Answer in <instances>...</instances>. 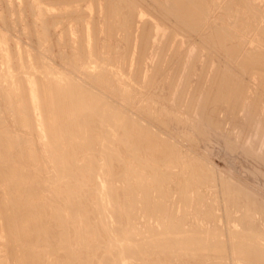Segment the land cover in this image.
Returning a JSON list of instances; mask_svg holds the SVG:
<instances>
[{"label": "bare ground", "instance_id": "obj_1", "mask_svg": "<svg viewBox=\"0 0 264 264\" xmlns=\"http://www.w3.org/2000/svg\"><path fill=\"white\" fill-rule=\"evenodd\" d=\"M46 1L47 0H45L44 2L46 3ZM52 1L57 2V0H52ZM58 1H59L58 3H60V0ZM63 1H62V3H64L63 5H66V6H67L66 3H69V1L72 2L70 4H73L74 2V5H75L76 3L75 0H68V2L67 0L66 2H63ZM95 1L98 2V4ZM95 1L94 2L96 4H93V5L99 6V4L103 0L102 1L95 0ZM115 1L116 0H107V2L105 3V5L107 6L106 8H105L104 3H103L104 5L103 8L98 7V13L100 14V17L98 18L99 20L101 19L100 20L101 24L96 25L98 23L97 22L98 19H95V21L97 22L95 24L93 20H92L93 23L92 21H89V20H84L85 23H81L82 25L80 27L81 35L79 34L80 41L79 40L77 41L80 44L78 43L79 46L75 50L76 52L82 55V58L78 59L76 54L74 53V55L72 56V59L70 60L71 61L70 63L73 64L74 66L66 67L68 68V71H61L62 69H60V67L62 66L60 67L57 66L59 67L60 69L59 70L58 68L55 67L56 64L55 65L50 64L49 61H47L48 60L46 56L47 53L43 51L45 53L43 54L42 52L38 50L39 48L37 49L39 52L36 51L38 53L36 56L34 53L35 60H32L34 62H30L28 60V56H26L27 54L25 55L26 53L25 51H27L26 49H24L25 47L23 48L22 46L24 51L22 48H21L22 50L16 49L20 47L19 45H22L21 43L20 44L18 43L19 47L17 46L16 43H15L16 44L15 46L12 44H11L12 46H10L9 43L8 44L6 43L9 40L7 39L8 38L7 36H9L10 34L9 35L6 34V36H4L5 34H0V68L2 70L0 72L1 73L0 93L4 96V99L6 98L8 102L13 106V108L17 110V113H18L17 116L19 117L18 119L16 117L15 118L17 119V122L19 121L20 126H21L20 128H22L25 132H27V134L30 133V138L29 136L28 138L22 137L25 134V132L21 133V131L19 134L20 135L23 134V135L20 137L24 139H21L20 137H15L16 135L14 136L12 134L13 131L10 132V130L8 129L9 127L5 126L6 123L3 120L4 119L6 120L7 117L4 118L3 116L2 118L0 116V163L4 164V165L0 164L1 166L0 167V229H1L0 245L3 246V250L0 247L1 248L0 251L2 252V251L7 250L5 253L7 254L8 252L10 253L8 254L9 256H7V254L6 256L5 255L2 256L0 254V264H8V263L10 264L11 259H13L12 260L13 262H11L13 264H174V261H176L174 259H181L182 264H207L206 261L208 259H215L216 257L217 258L219 257V259L221 257H225L227 259L228 258L235 259V261L233 262L241 261L242 263V261H244L243 263L250 262V264L251 263L264 264V235H263L264 233L262 232L251 231V230L249 231L239 230L238 231L237 229L233 228V229H228L227 231H222L224 233L222 232L219 233L220 231L214 232L216 228L215 230H213L210 227L209 228L204 227V225H202L203 223H201V225L192 223L193 225H191L190 227H187L188 225H190V224H186L187 218L183 219L181 217L182 219H180L179 215L182 214L183 212L182 211H181L182 213L178 212L179 214L177 213L178 214L177 215L175 214L177 210L176 212L174 211V213H171L172 215H169L170 217L172 216L170 219L167 217L166 218L160 217L162 219H160V222L157 223L156 225H152V222H149V221H146L144 223L142 222L138 223L139 221L135 222V220L139 216L138 214L139 212H142V213L144 212L146 215H148V212H150L151 215L149 214L148 216H150L149 219L152 220L153 215H155L153 213L154 211L163 212L162 209H165V208L167 209L168 202H170L168 201V199H170L169 197L173 195V191H171L173 190V186H169L171 182L167 183L170 181V180L167 181V176L165 175L167 172L164 173V175L166 176V177L164 176V178H166V181L162 178L163 177V174L161 173L162 171H160V174H159V176L161 175L160 180L157 181L156 180L157 173L155 175L152 174L151 172L153 171L151 167L149 168L151 171L150 175L151 176L154 175L155 177L148 178V176L151 177L150 175H148L146 177L148 178L147 180L145 178L144 179L141 178L143 171L138 169L140 168V166L133 167V168L130 167L131 164L130 165L128 164L126 166L124 161L129 160L127 159V157L125 159V156H127L126 150L128 149L132 150L134 147H136L137 143L138 144L140 143V147L139 149H137L138 154L139 155L143 154V156L149 154L151 156V161H153V159H156L157 162H160L162 164H165L168 161L170 162L174 161V163L176 162L177 164V162H180L179 160H181L182 162L183 160L180 156L176 154V151L178 149L177 150L175 149L174 151V148L170 146L169 143L164 141L166 139L164 138H163L164 140L162 138H161L162 140L159 139V135L158 137H154L153 134L151 133L152 131L149 130L151 128L144 127L147 125H144L143 124L144 122L142 120H141L142 122L141 121L140 122L144 126L140 124L139 119H142V118H139L140 116L138 117L139 118L138 121L135 120L136 123L135 121L130 122V124L127 123L128 122L127 119L131 118L132 116L129 118L126 116L125 113L128 110L126 108H125L126 110L124 109L125 106L124 107L122 106L124 111H121L122 108H120L121 110L120 109L118 110L111 103L112 101H115L118 99L111 100L110 102L112 104V108H111V105L107 101L104 103L103 100L105 98L103 100L98 98V96L102 93L98 91V94H95L97 91L94 90V87H95L94 85H93L94 86L93 89L92 88L89 89L90 87L89 85H91L89 84V82L91 80H87V81L85 80L89 84V85H86L87 83L85 84L86 86H89L87 88L85 85L82 84L84 81L82 82V80L80 81L78 77L74 78L73 76H71L72 73L80 72L83 76L84 75L89 76V77L91 76V79H94L95 81H97L96 83H99L101 81L102 85L105 84L104 85L105 88H107L108 87L107 85H109V83L114 80V82H116L117 85L112 86L110 91L113 90L114 92L116 91L119 92L121 96L124 97V99L129 100V101L132 97L129 95L130 86L133 89L138 88V87L135 88L133 87V85L129 84V82H132L130 79L132 78L134 79V77L128 78V79H126L127 77L124 78L125 75L124 73H122L123 68L121 70V66H122V62L124 63L129 58L126 56L128 55L126 53H129V50L132 52L131 47L133 46L131 45V43L133 44L132 41L135 39V38L133 39V36L136 32H138L137 38L139 36L141 38L140 39V49L139 48L138 49L141 50L142 52V46L144 43V41L141 42L142 36H144L142 33L145 31V30L144 31L142 30L144 28V27L142 28V25H144L148 21L146 20L147 18L145 19L143 15L145 12H143L142 14L141 10H139L138 7L134 6V3L132 4L131 1L133 0H129V1L128 0H118L117 1L118 5ZM218 1L220 0H168V1L152 0L153 3L152 2H150V4L149 2L147 3L149 7L151 6L155 10H158L159 12L168 16L170 19H173L177 24H179V26L181 25V26L186 27L187 32L194 33L196 32L197 29L199 30L200 28H203V26L206 24V21H208L211 17H212L211 19H213V14L216 12L214 5H216ZM224 1L228 3H231V2L234 3L235 0H224ZM255 1L257 2L259 6H262V7L264 6L261 4V2H264V0H255ZM7 2L5 1L6 4ZM44 2H41L40 0H27L26 4L28 5V9L31 11V13L35 14V16L39 18H46L47 20V18L50 15L49 12L51 11L50 10L51 3L49 5H47L49 2L46 4L47 6H49L48 10L50 11H48L46 8H44L45 6ZM40 3H43L44 5L43 8L40 7L42 5V4L40 5ZM52 4L55 5L54 8L57 7L56 6L57 3L55 4L54 2ZM58 5L60 6V4ZM74 5L70 6L71 8H69V10L67 11L65 10L66 12H63V17L67 18L68 16V18H70L72 16L75 18H78V17L81 18V13H80L81 10H84L85 13L86 12L88 13L89 11L91 12L93 11L92 7L82 8L81 6H74ZM116 6H118L117 9H116ZM57 8H55V10L59 11L57 10ZM84 11L82 14H85ZM227 12H228V8H227ZM57 15L58 14H56L55 16ZM227 15L229 16L228 13ZM60 16L62 15L59 14L57 17H60ZM84 16L86 17L87 15L85 14ZM241 16H242L241 17L242 20L240 21H245L246 20L245 18L248 17V16L246 17L245 15H241ZM239 17H240V14H239ZM233 18H234L233 20H235V16ZM59 19H62V17H60ZM213 20L212 22H214ZM39 21H42L43 23H47L43 20H39ZM149 22H151L148 24L152 26V29L150 28L152 32L148 28L150 33L148 35L147 41L145 40L147 43L145 44L146 46H145V50L143 53L144 56L145 54H149L148 48L150 44L151 45L154 44L155 47L156 46L158 47L161 45V42L163 43V40H161L159 37H163L162 39H164V37L167 36L166 30L168 27L166 28L164 26L165 24L163 25L162 21H161L162 24L159 23L160 21L158 22L156 20L154 21L151 20ZM238 24H241V23L238 22ZM244 26L247 27L248 33L251 31L254 32L255 26L257 28V25L250 21H247V25L244 24ZM244 26H242L243 30H244ZM48 27L49 26H45V29ZM70 27L72 28V26ZM139 27L142 29L138 31ZM223 27L221 25H218L216 22H214V25L212 24L210 25L208 22L206 24V28L204 27L203 29L205 30V34L211 33V32L215 34L216 33L219 34V41L217 44H220L219 47L221 46V48L222 47L228 48L229 46L227 44L231 43L229 39L232 33H230L229 31H225V30H228V26H225L227 27V29H224ZM34 28H35V31L34 32L32 31V32L35 33V35L37 36L39 40L38 41L39 47H41V45H43L45 42V35L43 39L40 40L39 32L37 30L38 27L36 28V23H35ZM258 29H256L257 30V32L255 31L256 33H258ZM28 31L29 30H27V32ZM118 32L119 33L122 32L120 33V35L122 34L121 37H124L122 39H124L127 42L126 43L124 41V43L128 45L127 47L124 46L125 45L124 43H122L123 41L122 39H120V42H118V38L116 36V33ZM140 32L142 33L139 35ZM170 32H172V30ZM33 33L32 35H34ZM68 33L70 32L68 31ZM98 33L99 34L104 33L105 35H107L106 37L105 35L103 36L105 40L106 38H108V40H106L107 42L105 41L107 44L105 46H107V49H109V51L111 49L112 51L113 49H115L116 47L114 46L115 43H120V44L122 43L124 44L123 46L127 48L125 52L123 51V53L126 54L125 56L127 57V59L126 57L123 58L124 55L122 56V59H124L123 61L122 60L120 61L119 57L118 58L114 57L117 62L116 69H114L115 67L112 69L108 66L109 63L107 62H110L109 60L112 61V59L111 57H108L102 54L104 53V50L106 47H104V45H99V40H101L102 42V39L101 38L96 39L100 37ZM259 33H260V29H259ZM96 35L98 37H96ZM168 35L169 37H171L170 34ZM250 35L252 36V34ZM115 36H116V39H115ZM126 37H127V40H126ZM146 37L147 36L145 35V38ZM10 39L12 40V38ZM71 39H74V38H71ZM71 39L70 41H72ZM78 39H79V36H78ZM254 40H256V37ZM259 41L261 42V45L259 46H261L262 49L259 48L261 50H258L254 47L252 48H254V50L256 49L255 52L259 51V54L257 53V55L259 57L261 55V59L259 58L260 60L257 61V58H258L257 57L254 61L255 63H259L260 66L263 65L262 66L263 68L264 67V34H262V36H259ZM40 42H42V44ZM134 43L136 44V42ZM178 43L179 42L177 40V44ZM74 44L72 45L75 46ZM238 44H234V46L237 52L239 51L243 53L240 55V57H241V63L245 65V63H248L247 62L248 60H253V58L251 57L252 55L250 54L247 55L248 53L244 50L243 46L240 43ZM164 45H166V43H164ZM164 45L162 47H165ZM13 47H16V48H13ZM255 47H257V45ZM119 48L117 47L116 49L121 50ZM139 50H138V53H140ZM254 50H251V52ZM97 51L100 53V55L97 53ZM30 52L31 51H29V53L27 52L29 56L31 55ZM34 57L32 58L34 59ZM143 57L137 58L139 59L141 64L143 63L141 62L142 61L141 59H143ZM85 58L88 60H91L92 62L86 60ZM130 58H129V61L130 63L133 64L134 59L130 60ZM113 61L115 62L114 59ZM137 61L135 62L137 63ZM98 62H100L102 65L97 64ZM92 63L93 64L96 63L97 65H95L94 67H97V68H94L92 66L93 65ZM148 64L149 63H147V65ZM123 66L125 65L123 64ZM128 67H131V66H128ZM132 68H136V66ZM136 69H139V68H136ZM260 69H259V73H261ZM74 70L77 72H75ZM99 71H104V72H99ZM81 74H78V75H81ZM138 74L140 75L141 73H138ZM152 74L154 75V73ZM143 75L145 76V74ZM74 76H77V74ZM76 79L79 80L81 83L77 81ZM263 79H264V75H263ZM153 81L154 80H152V82ZM144 82L146 81L145 80L143 81V84L145 85ZM262 82H261V85H262ZM116 83H112V85ZM138 85L141 86L142 83ZM110 86L108 87L109 89H110ZM141 88L138 90H141ZM90 90H94L96 92L93 93ZM142 92H138L139 94L137 95L142 94ZM103 95L108 97V95H106L104 92H103ZM111 95H109V97ZM131 95H135V94H131ZM179 97H180V94H179ZM112 98H115V97H112ZM132 98H135V97H132ZM6 99L4 101H6ZM139 99H140V96H139ZM119 100L121 99L119 98ZM126 100H123V101H126ZM4 101H2V103ZM131 101L133 100L131 99ZM8 102L5 103V106L8 105ZM116 103H114V105ZM142 106L143 104L141 105V107ZM146 106H149V104H147ZM139 107L138 109L140 110ZM3 108L9 111L8 110L9 107L7 109L5 107ZM242 108L243 110L242 109L241 110L243 111L244 116H246L247 113L250 111L249 109L250 102L249 104L245 102ZM2 109L0 111L3 113V115H5L4 114L5 111L3 112ZM142 110H144V108ZM146 110L148 111H146V113L143 112V114L144 113L147 114V112L150 111L148 107L146 108ZM14 112L15 111H13V113ZM150 112H152V110ZM155 112L153 111V114ZM11 114H12V111H11ZM160 114H159V117L162 115ZM13 116L15 115L13 114ZM12 118H11V121H12ZM15 118L14 120H16ZM154 119L152 118V120ZM163 120H166V119L164 118ZM179 121L182 122L183 120H179ZM7 122H8V119H7ZM14 124H17V123H14ZM156 132H158V130ZM20 140L24 142V144L27 145V147H25L24 149L25 150L24 153H22V156L18 155V153H21L20 150L22 148L20 150L16 148L17 150L15 151V147L20 146L18 145L20 144L19 142ZM166 141H169V139ZM37 146L41 150L40 156L37 155V151H36L38 148ZM94 149H98L99 151L98 152L94 151V153H92L91 151H93ZM134 155L135 154H132V156ZM77 159L84 161V164L80 166L78 162L77 163L75 162V160ZM135 160H136V163L138 162L137 164L140 165V162H139L140 160L137 161V155H136ZM141 160L146 161L147 159H145V156H144V159L142 158ZM143 161L141 163H144ZM187 161H191V160L188 159ZM157 162L155 161L154 163L153 162L152 163L157 164ZM44 163H47V166H46L47 168H48V165H49V168H51L49 172L43 169L42 164ZM85 163H88V167L86 169L84 168L85 170H82V166L86 165ZM160 163L158 164V166L160 167V169H162L163 166ZM149 164L150 166H152L151 163L149 162L147 164L148 166L146 165V167H149ZM160 165L162 166V168ZM186 165H187L186 167L192 166L191 164L190 166H188V164ZM199 165H200V168H198ZM154 166L156 167L157 165H154ZM172 166L173 165H171V168L174 167ZM182 166L184 165H181V167ZM197 166L198 167L195 166V169L193 168L194 171H192L193 175L191 176H193L195 179H193V177L192 179L196 180V178L200 177V179L204 178V180H206L205 177H207V174H206L207 170L205 171L204 169L205 166L204 168L201 167V164H198ZM146 167H143V168H146ZM178 167L180 168V166ZM143 168L141 167V169ZM171 168H166V171H168V169L170 170ZM143 170L146 171L145 169ZM154 170L155 171L153 173L156 172V169ZM181 171L183 170L181 169ZM190 171H191V168H190ZM138 172H141L140 173L141 176L140 177L137 176L141 178L139 179L140 180L139 182L134 183L135 181L130 179L131 181H134V182L129 181L127 183V186L125 183H123L125 184L124 186H120V183L124 182V180H121L123 179L121 178L122 175L125 176V174H129L133 176L132 178L134 179L136 174L139 175ZM171 172L173 173V170ZM192 172H189V173L192 174ZM176 173L179 174V172H176ZM168 174L169 176L171 175L169 172ZM185 174H188L186 170H185ZM145 175L147 174L145 173ZM179 175H176V176L180 177ZM169 176L168 178L171 179L172 175L171 177ZM210 177H212V175ZM119 178H120V183H118ZM189 178H190V174H189L188 179ZM181 180L183 179L180 178V182ZM193 180L192 182H194ZM204 180H202L203 183L205 182ZM156 181L159 183H157ZM171 181L174 182L173 180ZM189 181H191V178ZM187 183L188 182L186 181V184ZM176 184L178 185L180 183L177 182ZM176 184L174 186H176ZM182 184L184 185L185 183H183L182 181ZM196 184L199 185L198 183ZM160 185H163V187ZM188 185L184 187L187 189ZM189 187L192 188L193 185ZM189 187L187 190H189ZM180 188L178 190H180ZM186 189L183 188V190H186ZM187 190L186 192L181 191L182 194L181 193L179 194H181L182 199L184 197L185 200L190 201V199L195 197V195L193 197H189L188 194L191 190L189 192H187ZM170 191L172 195H170L171 194ZM200 193L202 195V192ZM199 194L196 200L200 196ZM230 197L232 196L230 195ZM200 198L201 196L199 197V200ZM185 200L182 203L187 202ZM191 201H190V204L186 203V205L187 206L188 204L190 206L192 204L195 205L194 203H196V201H194V203L193 201L192 202ZM201 203H198V204H201ZM199 209L200 208H198V210ZM170 211L172 210L170 209ZM210 213L211 212H209V214ZM156 214H158V212H156ZM209 214H208V217H209ZM183 217H186V216H183ZM156 218H159V217H154V219ZM188 221L187 223H189ZM157 222H158V219H157ZM142 224L147 225L146 229L142 228L143 226ZM235 224L232 225L231 227L236 226ZM134 229L136 230L133 232L132 230ZM10 257L12 258L10 259ZM8 259H10L9 262H7Z\"/></svg>", "mask_w": 264, "mask_h": 264}, {"label": "rangeland", "instance_id": "obj_2", "mask_svg": "<svg viewBox=\"0 0 264 264\" xmlns=\"http://www.w3.org/2000/svg\"><path fill=\"white\" fill-rule=\"evenodd\" d=\"M5 1L7 2V0H0V34H5L4 36H6V34L7 35L10 34L9 36H7L8 37L7 39H9V40L6 43L7 44L9 43L10 46H12V45L15 46L16 44L18 46V43L19 44L21 43L22 45H19L20 46V47L18 46L19 48H16V47H13V48L22 50L25 47L24 49L27 50V51H25L26 52L25 55L27 54L26 56H28V60L30 62H34L32 60H35L34 53L36 56L38 54L37 52L40 51L43 54H45L43 52V51H45L47 53V55H46L48 58L47 61H49V63L52 65L56 64L55 67L58 69L60 66H62V67H60V69H62L61 71H68V68H66V67L74 66L73 64L70 63L71 62L70 60L72 59V56L74 55V53L76 54L78 59L82 58V55L80 53L76 52V50H75L80 44L77 41L78 40L80 41V35H81L80 34L81 33L80 27L82 26L81 23H85L84 20H89V21L93 20L94 24L97 22L98 23L96 25L101 24V21H100L101 19L99 20V18H98V17H100V14L98 13V7L103 8L105 3L107 2V0L106 1L103 0L104 2L101 0L102 2L98 6V5H93L96 3L98 4V2H96L95 0H92V1L91 0H75V2H76L75 5H74V2H73V4H70L72 2L69 1V3H66L67 4V6H66V5H63L64 4V3H62L63 0L62 1L60 0V3H58L59 2L58 0H57V2L52 1V0H50V1L47 0L46 3L44 2L45 0H40L41 2H44V4H45V6H44L43 3H40V5L42 4L40 7L43 8V6H44V8H46L47 10L49 9V6H47V5H49L51 3L50 4L51 5L50 10L51 11L48 10V11H50L49 12L50 15L46 20V18H39V17L35 16V14L31 13V11L28 9V5L26 4L27 0H8L7 4L5 3ZM117 1L118 0H116L115 2L117 3ZM133 1H131L132 4L134 3V6L138 7L139 10H141L142 14H143V12H145L143 15H144V18L145 19L147 18L146 20L148 21V22L145 21L146 22L144 24L145 26L142 25V28L144 27L143 29L140 27L138 29V31L140 29H142L143 31L144 30L146 31V32L144 31L145 33L143 31H142L143 33L142 32L139 33V35L141 33L144 35V36H142V41H141V42L144 41L143 46H142V52H141V50H139L141 38H140V36L137 38L138 32H136L133 36V39L134 38L135 39L132 41L133 44L131 43V45L133 46V47H131L132 49L130 48L132 50V52L128 49L129 53H126L128 55L123 53V51L125 52V50L127 49L126 47L128 45L126 44L127 42L124 39H122V38H124V37H121L122 34L120 35V33H122V32L116 33V36L118 38V42H120V39H122L123 40L122 43H124V41L126 43H124L125 45L122 43L121 44L115 43L114 44V46H116L115 49L117 47L118 48L120 47L119 49H121V50L116 49L117 52L115 49H113V51H112V49L110 51H109V49H107V46H105V45H107L106 40H108V38H106V40L104 39V36H103V35H105L104 33H101V34L98 33V35H100V37H98L96 35V37H98L96 39H99V38L102 39V42H101V40H99V45H104V47H106L104 50V53H102V54H104L105 56L111 57V59H112V61L109 60L110 62H107V63H109L108 66L110 68H112V69L114 67H115L114 69L117 68L116 67L117 62H116L115 58L119 57L120 61L121 60L123 61L124 59H122V56L124 55L123 58L127 56L129 58L131 57L130 60L134 59V63L132 64V63H130L129 58L127 59V57H126L127 60L125 59L126 61L124 63L122 62V66H121V70L123 68L122 73H124V75H125L124 78L127 77L126 79H128V78L134 77V79L133 78L130 79L132 82H129V84L133 85V87H135V88L138 87L136 89H133L130 86V88H129L130 89L129 95L132 97H135V98L131 97V99L133 101H131V99H130V101L124 99V97H122L121 94L117 91H116L117 93L114 92L113 90L110 91L112 86L117 85V83L114 82V80L111 81L109 83V85H107L108 87L111 85L110 89H109L108 87L105 88V86H104L105 84L102 85L101 81L100 82L98 81L100 84L96 83L97 81H95L94 79H91V76L89 77V76L84 75L85 76L84 77L80 72H77L75 70L74 71L77 73H72L71 76H73L74 78L78 77L80 79V81L82 80V82L84 81L82 83L83 85H85L86 83H87L86 85L91 84V85H89L90 87L85 85L87 88L89 87V89H91V88L93 89L94 86L97 87V88L94 87V90H96L97 92L94 90H90V91L93 93L96 92L95 94H98V91L100 93H102V94L99 93L100 95L98 96V98L101 100H103L105 98L103 100L104 103L107 101L111 105V108H112V104L118 110L120 108H122V106L123 107L125 106L124 109L126 108L128 110L127 111L128 114L126 111H125L126 113L125 112H123V113H125L128 118L131 116L133 117V118L131 117V118L127 119L128 120L127 123L130 124V122H134L135 120L138 121L139 118H142V119H139V122L142 120L144 122L143 124L147 125V126H144L141 123L142 121L140 122V124L146 128H148V127L151 128L149 130L152 131L151 133L153 134L154 137H158V135H159V139H161V138L162 139L164 138L166 140L169 139V141H166L164 139L163 140L165 142L169 143V145L174 148V151H175V149L176 150L178 149L176 151V154L178 156H180L183 160V162L181 160H179L180 162H177V164H176V162L174 163V161H171V162L168 161V162H166L167 164L166 163L162 164L160 162H157L156 159H153V161H151V156L148 154L149 156L144 155L145 159H147V160L143 161V160H141L142 158L144 159L143 154L142 155L140 154L141 155L140 156L137 152V149H139V147H140V143L136 144V147L137 146L138 147L137 148L134 147L132 149L133 151L131 149L126 150L127 156H125V159L127 157V159L130 160V161L129 160L124 161L126 166L128 164L129 165L131 164L130 167H132V168L140 166V168H138V169L142 170L143 172H142V176L140 174L141 172H138L139 175L136 174L134 179L132 178L133 176H131L129 174H125V176L122 175L124 177L121 176V178H123L121 180H124V182L120 183V178H119V182L117 181L118 183H120V186H124L125 184L127 186V183L129 181H131L130 179L135 181V182L134 181H131V182L137 183L140 181L139 179H141V178H143V179L145 178L146 180L148 178H154L155 177L154 175L156 173H157L156 174L157 175L156 180L159 181L160 176H161V175L159 176L160 171H162L161 173L163 174L162 178L166 181V178H164V176L166 175L167 181L170 180L167 183H170V182L172 183V184L170 183V185L169 184L168 185L173 186V190H171V191H173V195L170 191V193H171L170 195H172V196H170L169 197L170 199H168V201H170V202H168V208L169 209L168 208L162 209L164 214L161 211H154L153 213L155 215H153V217H152L153 221H152L149 219L150 216H148L150 214V212H148V215H146L144 212H143L144 214L142 212H139L138 213L139 216L137 217L135 222L139 221L138 223H141V222L144 223L146 221H149V222H152V225H156L157 223L160 222V219H162V218L167 217L170 219L172 216L170 217L169 215H172L171 213H174V211L176 212V210H177V212L175 214H177L178 212L179 213L183 212L182 214L179 215L180 219H182V218L186 219L187 218L186 219L187 221L191 219L190 221H188L189 223H187V221H186V224H190L187 227H190L193 224L201 225V223H203L202 225H204V227H206V228L210 227L213 230H215V228H216V230L214 232L220 231L219 233H221L222 231H227L228 229H233V228L237 229L238 231L239 230H247V231L251 230V231H257V232L264 233V115H263L264 114V84H263L264 83V79H263L264 67L262 68L263 65L260 66L259 63H255V61H254L257 57H258L257 61L261 59V55H260V57L257 55V53L259 54V51L258 52H255V51H256V49H258V50L262 49V47L259 46V45H261V42H262L261 40H260L261 42L259 41V36H262V34H264V6L263 7L259 6L255 0H237V1L235 0L236 2L234 1V3H232V2L228 3L224 0L218 1L216 3V5H214V8H215L216 12L217 13L219 12V13L217 14L215 12L213 14L214 20L211 19L212 18L211 17L208 21H206V24L209 22L210 25L211 24L214 25V22H216L218 25H221L222 27L224 26L223 27L224 29H227V27H225V26H228V30H225V31H229L230 33H232V35H230V39H229L231 43L227 44L229 46L228 48H226V47L221 48V46L219 47L220 44H217L219 41V34H217V33L215 34L212 32L205 34V30L203 28L204 27L206 28V24L203 26V28H200L199 30L197 29L196 32L190 33V32H187L186 27L181 26V25L179 26V24H177L173 19H170L168 16L164 15L163 13L159 12L158 10H155L151 6H150L151 7L150 8L148 6L147 2H149V4H150V2H152V0H133ZM165 1H168V0H165ZM54 2H55V4L57 3V5H56L57 7L59 6L58 4H60V6L58 7L59 9L57 7H55L59 11L55 10V8H54L55 5L52 4ZM63 2H66V0ZM67 2H68V0H67ZM103 3H104V5H103ZM232 4L234 5V7ZM261 4L264 5V2H261ZM73 5L74 6H81L82 8L83 7H88V8L92 7L94 12L92 11L93 12L92 13L91 11H89L88 13L87 12L85 13L84 10H81V12L79 11L81 13L82 19L79 17L75 18L72 16H71L72 18L71 17L68 18V16H67V18L63 17V12H66L67 10H69V8H71L70 6H73ZM117 5H118V3H117ZM65 6L68 9H66ZM106 7L107 6L105 5V8ZM117 8H118V6H116V9ZM227 8H228V12H227ZM55 11H56V13H55ZM83 11L87 15L86 16L87 18L84 16L85 14H82ZM240 11H242V12L244 11L243 14ZM60 12H62V13H60ZM160 13H161V15H160ZM227 13L229 14L230 17L227 15ZM235 13H236V15H235ZM56 14H58V15L61 14L62 16H60V17H62V19H59L60 17H57L58 15L55 16ZM231 14L235 16V20H233L234 16H232ZM239 14H240V17H239ZM241 15H245L246 17L247 16L248 17L245 18L246 19L245 21H240V20H242ZM35 19H36V21H35ZM78 19L81 21H79ZM95 19H98L97 22L95 21ZM148 19H150V20H148ZM39 20H43L47 23H43L42 21H39ZM151 20H153V21L156 20L158 22L160 21L159 23H161V21H162L163 25L165 24L164 26L166 28L168 27L166 30V34H167L166 37L167 38L164 37V39H162L163 37H159L161 40H163V43L161 42V45L158 47L157 46L155 47L154 44H152V45L150 44V46H149L150 49L148 48L149 54H145V56H144L143 53H144L145 46H146L145 44L147 43L146 41L148 39V35L152 29V26H150V24H148V23H151V22H149ZM212 20L214 22H212ZM221 20H222V22H221ZM225 20H226V22H225ZM32 21H34V22H32ZM51 21H52V23H51ZM93 21H92V23H93ZM247 21L253 22L254 24L257 25V28L255 26L254 32L253 31H251L249 33L247 32L248 29L246 26H244V24L247 25ZM173 22H175V23H173ZM238 22L241 24H238ZM30 23H31V25H30ZM35 23H36V28L38 27L37 30L39 32L40 40H42L44 35H45V42L43 45H41L42 48L39 47V44H38L39 40H38L37 36L35 35V33H33L35 31V28H34ZM30 26H32V27H30ZM45 26H49V27L45 29ZM70 26H72V28ZM242 26H244V30H246V31L243 30ZM148 28L150 31L148 30ZM258 28L260 29V33H262V34L259 33ZM42 29H44V30H42ZM256 29H258V33H256L257 32ZM27 30H29V31L27 32ZM46 30L47 31L49 30L48 31L49 33ZM171 30H172V32H170ZM68 31L70 33H68ZM31 32L36 37L34 35H32ZM243 32H244V34H243ZM27 33H28V35H27ZM168 34H170L171 37H169ZM250 34H252V36ZM145 35L147 36L146 38H145ZM242 35H244V36H242ZM78 36H79V39H78ZM106 36L107 35H105V37ZM116 36H115V39H116ZM48 37H49V39H48ZM64 37H65V39H64ZM255 37H256V40H258V41L254 40ZM10 38H12V40ZM69 38L70 39L74 38V39H71L72 41H70ZM153 38H154V36H153ZM169 38H170V40H169ZM249 38H251V39H249ZM66 39L67 40L69 39V40L67 41ZM131 39H132V37H131ZM126 40H127V37H126ZM177 40L179 42L178 44H177ZM240 40L242 41V43ZM17 41H19V42H17ZM252 41H254V42H252ZM33 42H34V44H33ZM134 42H136V44ZM40 43L42 44V42H40ZM164 43H166V45H164ZM238 43H240L243 46L244 50L248 53L247 55L250 54V55H252L251 57L253 58V60H248L247 61L248 63H245V65L241 63L240 55L243 53L239 52V51L237 52L235 49V46H234V44H238ZM72 44H74L75 46H73ZM123 45L126 47H124ZM163 45L165 47H162ZM256 45H257V47H255ZM22 46H23V48H22ZM63 46H65V47H63ZM252 47H254L256 49L254 50V48H252ZM259 48H261V49H259ZM24 49H23V51H24ZM28 50L31 51L30 56L28 54L29 53ZM138 50L140 53H138ZM251 50H254V51L251 52ZM105 51H106V53H105ZM148 52H146V53H148ZM50 53L52 56L50 55ZM97 53L100 55V53L98 51H97ZM107 54H109V55H107ZM110 54H112V55H110ZM113 54H115V55H113ZM140 54L141 55L143 54V55L141 56ZM253 55L255 56V58ZM31 56L34 57V59ZM137 56H139V57H137ZM140 57L141 58L143 57V59H141L142 60L141 62H143L142 64L140 63L139 59H137ZM144 58H145V60H144ZM113 59L115 60V62L113 61ZM86 60H88V59H86ZM188 60H189V62H188ZM88 61L92 62L91 60H88ZM127 61L129 63V65H128ZM135 61H137V63ZM190 61H192V62H190ZM250 61H251V63H253V61H254V63H253L254 65L251 64ZM100 62H98L97 64H101ZM147 63H149V64L147 65ZM151 63H153V64H151ZM188 63H189V65H188ZM97 64L94 63L92 66L94 67ZM123 64L125 66H123ZM135 64H137V65H135ZM257 64L259 67L257 66ZM246 65H248V66H246ZM57 66H59V67H57ZM128 66H131V67H128ZM135 66H136V68H139L140 70L136 69V68H132ZM254 66H255V68H254ZM249 67H250V69H249ZM63 68H65V69H63ZM71 68H73V67H71ZM94 68H97V67H94ZM127 68H129V69H127ZM100 69H101V67H100ZM100 69H98V70H100ZM259 69H260L261 73L263 72L262 74L259 73ZM1 71L2 70L0 68V72ZM252 71L254 72V74ZM99 72H104V71H99ZM138 73H141L140 75L142 76V78ZM152 73H154V75ZM76 74H77V76H74ZM78 74H81V75H78ZM143 74H145V76ZM0 75H1V73H0ZM86 75H88V74H86ZM257 76H259V77H257ZM87 77L90 79H88ZM85 78H87V79H85ZM85 80L86 81L91 80V81L88 84V82H86ZM144 80L146 81V82H144L145 85L143 84ZM152 80H154V81L152 82ZM262 80H263V82H262ZM77 81H79V80H77ZM92 82H94V83H92ZM261 82H262V85H261ZM112 83H116V84L112 85ZM141 83H142L141 86L138 85ZM95 84H97V85H95ZM99 86H100V88H99ZM258 86H260V87H258ZM262 87H263V89H262ZM140 88H141V90H138ZM259 88H261V89H259ZM98 89H100V90L102 89V90L100 91ZM146 90H148V91H146ZM103 92L106 95H108V97L103 95ZM107 92L108 93L110 92V93L108 94ZM138 92H142V94L137 95V94H139ZM178 92H180V93H178ZM111 94L112 95L114 94V95L112 96ZM115 94H117V95H115ZM131 94H135V95H131ZM179 94H180V97H179ZM109 95H111L110 96L111 98L109 97ZM141 95H142V97H141ZM0 96L2 98V99L0 98V102H1L0 105L2 104L0 107V110L3 107H5L6 109L9 107L8 108L9 111L5 110L4 108L2 109L3 112L5 111L4 114L6 116L3 115V113L0 111V116L2 118H3V116H4V118L7 117L6 120L5 119L3 120L6 123L5 126L9 127L8 129L10 130V132L13 131L12 134L14 136L16 135L15 137L22 136L23 134L22 135L19 134L20 131H21V133H23L25 131L22 128H20L21 126H20L19 121L17 122V119L19 117V116H17V114H18L17 110H15V108H13V106L5 98L6 101L8 102V105H6L7 106L6 107L5 103H7V102L4 101L5 100L4 96L1 93H0ZM139 96H140V99H139ZM112 97H115V98H112ZM118 97L121 100H119ZM115 99H118V100H115ZM111 100H115V101L111 102ZM123 100H126V101H123ZM2 101H4L3 102L4 105H3ZM127 101H129V102H127ZM113 102L114 103L118 102V103H116L114 105ZM140 102H142V103H140ZM245 102H247L248 104L250 102V108H249L250 111L247 113L246 116H244V113L242 111L243 110L242 107L244 106ZM119 103H120V105H119ZM130 103H132V104H130ZM146 103L149 104V106H146L147 105ZM140 104L141 105L143 104V106L141 107ZM10 106H11V108H10ZM151 106H152V108H151ZM138 107L140 108L141 111L138 109ZM145 107L146 108L148 107V109L150 111L152 110V112H150V111L147 112V114L150 113L149 115L145 114L146 111H148V110H146ZM141 108L142 109L144 108V110H142ZM124 109L122 108V110L121 109L120 110L124 111ZM129 110L131 113L129 112ZM11 111H12V114H11ZM13 111H15L16 113L15 112L13 113ZM153 111L154 112L156 111V112L153 114ZM143 112H145V113L143 114ZM8 113H10V114H8ZM13 114L15 116H13ZM130 114H132V115H130ZM159 114L161 115L160 117H159ZM157 115L159 118L157 117ZM176 115H177V117H176ZM152 116H154V117H152ZM186 116H187V118H186ZM12 117H14V118L16 117L17 119L15 118L16 120H14V118H12ZM150 117H152L153 119L155 118V119L152 120V118H150ZM11 118H12V121H11ZM164 118L166 120H163ZM7 119H8V122H7ZM132 119H134V120H132ZM147 120H149V121H147ZM159 120H161L162 122L163 121L164 122L166 121V122L162 123ZM179 120H183L185 122H183V121L180 122ZM9 121H10V123H9ZM14 123H17V124H14ZM135 123H136V121H135ZM145 123H147V124H145ZM161 128H163V129H161ZM157 130H158V132H156ZM25 134L22 137L28 138V136H29V138H30V133L27 134V132H25ZM22 137H20V138L24 139ZM19 142H20V144H18ZM19 142L17 144L20 146H18V147L16 146L15 151L17 149L20 150L22 148L20 150L21 153H18L19 156H22V153H24V151H25L24 149H25V147H27V145L24 144V142H22L21 140ZM36 151H37V155L40 156L41 150L39 149V147L37 148ZM94 151L98 152L99 150L94 149L91 152L94 153ZM130 153L135 154V155L132 156V154H130ZM136 155H137V161L140 160L139 161L140 165L137 164L138 162L136 163V160H135ZM133 157H135V158H133ZM139 158H141V159H139ZM188 159L191 160L192 162L187 161ZM142 161L144 163H141ZM155 161L157 162V164L156 163L153 164ZM75 162L76 163L78 162L80 166L82 164H84V161H82L80 159L75 160ZM149 162L151 163V165L153 167L150 166V164H149V167H146V165ZM132 163H133V165L135 163V165L133 166ZM159 163L163 166V168H162V166L160 165L162 169H160V167L158 166ZM171 163H173V164H171ZM179 163H181V164H179ZM185 163L188 164V166H190V164L192 166L186 167L187 165ZM85 164H86L85 166H82V170H85L88 167V163H85ZM174 164H176V165H174ZM198 164H201V167H203V168L205 166L204 169H205V171L207 170L206 171L207 177H205L206 180H204V178L200 179V177L196 178V180H193L195 178L193 176H191V175H193L192 171H194L193 168L195 169V166L198 167L197 166ZM1 165H4V164H1ZM154 165H157L156 167H158V168H156ZM171 165L174 166V167L173 166L172 167L175 170L173 168H171ZM181 165H184V166L181 167ZM193 165H195V166H193ZM46 166H47V163L42 164L43 169L49 172V170L51 168H49V165H48L49 169ZM167 166H169V167H167ZM175 166H176V168H175ZM178 166H180V168L183 171H181V169ZM141 167L142 168L146 167V168H143L146 171L141 169ZM150 167L152 168L153 172L155 171L154 169H156V172L155 173L151 172L149 169ZM166 168H171V169L170 170L168 169V171H166ZM190 168H191V171H190ZM198 168H200V165ZM172 170H173V173L171 172ZM185 170L187 171L188 174H185ZM180 171H181V173H180ZM188 171L192 172V174L189 173ZM209 171H210V173H209ZM144 172L147 175H145ZM150 172L152 174H154V175H152L153 177L150 175ZM165 172H167V173L164 175ZM168 172L170 174L172 173L171 174L172 177L179 175V174H180L179 175L180 177L176 176L177 178L176 177L172 178L171 175L169 176ZM174 172L175 173L179 172V174L176 173V175H175ZM182 173H184V174H182ZM189 174H190L191 181H189L190 178L188 179ZM148 175H150L151 177H149ZM185 175H187V176H185ZM211 175H212V177H210ZM137 176H139V177L141 176V178H139ZM147 176H148V178H146ZM168 176L171 177V179H169ZM126 177H127V179H126ZM192 177H193V179H192ZM136 178H138V179H136ZM180 178L183 179V180H181V182H180ZM177 179H179V180H177ZM171 180H173L174 182H172ZM192 180L194 182L195 181H197V182H195V184H194V182H192ZM202 180H204L205 182L203 183ZM125 181H127V182H125ZM182 181L185 184H186V181L188 183L189 182L190 183H189V185H188V183L186 185L185 184L183 185ZM198 181H200L201 183ZM164 182H162V183H164ZM177 182L180 184L177 185L176 184ZM118 183H116V184H118ZM123 183H125V184H123ZM157 183H159V182H157ZM196 183H198L199 185H197ZM175 184H176V186H174ZM187 185H188V187L193 185V187L192 188L189 187V190H187L188 187H187V189L185 188ZM160 186L163 187V185H160ZM176 187H178V188H176ZM179 188H180V190H178ZM183 188L186 189L187 192H189L191 190L188 194L189 197H193L195 195V197L191 198L193 203H194V201H196V203H194L195 205H193V204L191 206L189 205L190 201H191L190 198H189L190 201L188 200L189 202L187 200H185L184 197H183V199L181 198L182 192L183 191L186 192V190H183ZM198 192L199 193L202 192V195H201V193L199 194ZM179 193H181V194H179ZM228 193L232 197H230V195ZM198 194L201 196V198L203 200L201 198L199 200L200 196L196 200ZM184 200L187 202L182 203ZM211 201H212V203H211ZM197 202L201 203V204H198ZM171 203H173L174 205ZM186 203H189L188 206L186 205ZM197 205L198 206L200 205L201 207L200 206L198 207ZM195 206H196V208H195ZM219 206H220V208H219ZM198 208H200V209L198 210ZM170 209L172 211H170ZM211 210H213V211H211ZM169 211H170V213H169ZM226 211H228V212H226ZM156 212H158V214H156ZM209 212H211V213L209 214ZM162 214H163V216H162ZM208 214H209V217H208ZM210 215H212L213 217ZM147 216H148V218H147ZM183 216H186V217H183ZM192 216H194V217H192ZM154 217H159V218L154 219ZM160 217H162V218H160ZM157 219H158V222H157ZM154 220H155V222H154ZM206 220L208 221V223ZM234 224L236 226L231 227ZM146 226L147 225H143L142 228L146 229ZM217 227H218V229H217ZM238 227H240V228H238ZM135 230L136 229H134L132 231L134 232ZM0 231H1V229H0ZM222 233H224V232H222ZM0 247L3 250V246L0 245ZM6 251H2V252L0 251V254L2 256L3 255L6 256V254H7V253H5ZM8 254H10V253L8 252ZM8 254H7V256H9ZM11 258L12 257H10V259ZM216 258L215 259H208L209 261L208 260L206 261L207 264H214V263H216V264H220V263L221 264H224V263L225 264H247V263L250 264V262L243 263L244 261H242V263H241V261L240 262L239 261L233 262V261H235V259H229V258L227 259L225 257H221L223 259H221V258L219 259V257H218L217 260H216ZM10 259H8L7 262H9ZM12 260L13 259H11L10 264H13V263H11V262H13ZM174 260H176V261H174V264H182L181 259H174ZM251 264H253V263H251Z\"/></svg>", "mask_w": 264, "mask_h": 264}]
</instances>
